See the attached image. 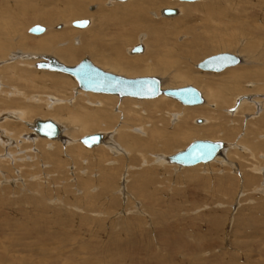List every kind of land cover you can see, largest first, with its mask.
I'll use <instances>...</instances> for the list:
<instances>
[{
	"label": "rangeland",
	"instance_id": "obj_1",
	"mask_svg": "<svg viewBox=\"0 0 264 264\" xmlns=\"http://www.w3.org/2000/svg\"><path fill=\"white\" fill-rule=\"evenodd\" d=\"M26 1L37 4L35 6H42L39 7L42 9L48 3L49 6L47 5L46 8L49 10H52L55 3H60L59 0ZM164 1L169 4L173 3L174 6L169 9L180 10L182 5L187 4L171 0ZM203 1L206 2L202 5L219 3V6L213 7V14L222 10L223 15L221 19L218 18L221 20L220 23L207 22V17L199 10L186 23L183 22L184 17L166 18L162 17L159 11L158 17L153 14L146 16V20L150 22L148 24L146 22L145 27L148 30L139 31L140 35H137L136 40L130 42L131 36L125 37L128 38V42H123L122 50L125 59L143 57L149 49L151 53L153 45L147 38L149 29L154 27L160 31L162 29L165 33L164 38H166L162 41L166 46L161 48L163 54H166L168 60L175 59V64L191 70L194 77L199 78L197 82L173 80L169 73L162 72L134 74L132 70H127L129 72L127 74L115 71L107 64H100L97 61L96 49L107 46L109 53L112 56L115 55L118 46L115 39L118 40L117 35L123 38L126 30H131L130 25L123 27L115 24L104 25L105 33L97 34L94 38V52L78 56L75 63H64L58 59L60 57L48 52L37 54L31 51L28 55H24L28 60H33V56H54L58 61L70 67L77 65L84 58H89L96 66L116 75L127 78L157 77L163 89H166L163 84L169 85L167 89L193 86L203 95L205 105L206 93H208L207 83L221 87L226 82V71L207 73L197 69V65L208 57L230 53L240 57L243 60L242 64L246 61L247 64L242 65V69H249L252 78L242 85L252 86L254 93L249 94L247 98L240 97L237 100L239 96L236 97L235 103L229 109L226 107V109H221L213 103L210 107H203V105L193 108L184 107L179 102L169 99V102L173 104L169 107V111L181 117V121L185 119L184 110L191 111L192 115L188 116L186 128L195 129L205 127V125L208 127L209 123L205 121L210 122L209 119L213 117L216 110L223 115L221 119L223 126L222 129H219L220 127L212 130L205 128L206 130L203 129V133L199 135H195L192 131V138L190 137L188 141L175 146L166 153L151 154L149 150L147 151L146 148L151 144V140L148 139L147 132L142 131L143 135L139 133L140 128L135 129L139 132L135 135L138 142L133 144L138 146L134 148V151L126 147L127 151L118 146L119 153L116 154L110 152L106 146H101V149L100 146L87 148L79 143L78 148L76 144L78 142H71L69 147L60 144L61 150L51 145L35 143L33 140L36 137L31 138L36 136L34 131L28 139V135H25L28 133V127L18 123L22 125L18 127L19 125L16 124L21 137H15L14 141L12 140L14 143H9L8 149L6 148L8 152H13L11 159V155L9 156L7 151L2 149L4 137L0 133V155H2L0 163V264H264V102H253L255 99L264 101V0H201L197 3ZM114 4L118 6L123 3L107 0L104 8L110 10ZM92 6H84L87 14H94V11H91ZM8 18L13 23L12 30L0 34V45L6 48L9 46L10 38L8 37L10 35L15 44L22 40L26 48L30 49L33 43L29 40L45 36L48 32L67 33L68 36H70V31L92 34L87 33L93 26V21L89 16L82 18L92 21L88 30L72 27L71 23L77 19L69 23L60 20L49 26L31 22L30 15L18 17L11 13L7 16ZM176 20L181 21L173 28H169L173 26L170 22ZM23 23H26V26H23ZM35 25L44 26L47 29L46 33L41 36L29 34V29ZM192 27H195L202 35L216 31L218 36L220 34L223 36V41L215 39L214 47L209 44V49L198 52L199 55L196 56L198 58L193 59L190 56L191 50L186 49V45L190 42L189 36H192L186 35L185 31ZM0 28H3L1 24ZM227 38L238 41L233 50L221 51L215 48L222 45ZM80 42L81 45L84 43L81 38L75 36L71 45L78 48L81 46H79ZM87 42L91 43V41ZM140 42L146 44L145 53L140 56H131L130 49L142 45L138 44ZM58 44L64 46L66 42L59 41ZM243 47L247 50H243ZM12 52L17 53L19 49L9 50L6 56H10ZM10 58L7 57L6 61H0V76L4 71L3 68L9 67L8 64L22 59L27 60L20 56ZM144 67L150 68L147 64H144ZM146 71L148 70L143 69V72ZM29 72V75L21 79L19 83L8 84L6 82L8 85H5V81L2 79L3 82H1L0 79V92L2 93L0 97L7 99V94L12 97L15 92L16 94L26 93L29 98L55 97L60 100L56 107L58 109L61 106L71 107L83 98L75 96L76 99H72V94L74 95L75 91L79 90L70 76L65 77L62 93H56L48 86L52 78L49 74L54 76L60 74L38 70L35 66L30 67ZM47 75V79L39 77ZM25 79H30V82L27 83ZM27 85L30 86L26 89ZM256 86L259 89H253ZM3 90L8 93L6 94ZM65 97L69 98L68 103L63 101ZM108 98L113 100L109 102L112 113L118 114L123 99ZM3 99L0 100L3 101ZM44 100L48 101L47 98ZM157 100H127L124 102L129 103L132 108L126 109L125 105L122 110L139 111L140 119L146 122L144 125L141 124V129L145 127L149 130L152 123L147 119L149 113L146 111V105ZM243 103L253 107L251 111L247 110L238 114ZM0 110V112H6L4 108L0 107ZM236 114L238 115L235 117ZM63 116L65 115L33 113L28 115V121L31 123L37 119H55L62 124ZM178 117L173 119L177 120ZM199 121L200 124H198ZM3 122L0 121V123ZM173 122L174 126L180 123L179 121ZM173 127L171 123L169 128L166 126V129L171 133ZM95 131L90 135L99 134L97 130ZM83 136H78V138ZM195 140L221 141L228 145V153L232 150L236 156L225 159L227 155L225 151L226 153L217 157L220 160L223 158L226 160L224 167L221 166V161L200 164L192 168H183L173 164L170 167L167 164L162 167L155 163L157 155H174ZM47 143L50 144V142ZM64 148L67 151L71 150L70 153H65ZM191 169L198 170L193 173L201 178L200 181L195 182L194 178L192 181L191 177L190 179L187 177L185 172ZM222 177L227 181H220ZM204 179L211 183H205ZM233 179L236 182H233Z\"/></svg>",
	"mask_w": 264,
	"mask_h": 264
},
{
	"label": "bare ground",
	"instance_id": "obj_2",
	"mask_svg": "<svg viewBox=\"0 0 264 264\" xmlns=\"http://www.w3.org/2000/svg\"><path fill=\"white\" fill-rule=\"evenodd\" d=\"M59 1H60V3H58V4L55 3L52 10H49L46 8L47 5L49 6L48 3L46 4L45 8L42 9V8H39L42 6H35L37 4L27 2L26 0H2V1H0V24H1V27H3V28H0V34L5 33V32H10L9 30H12L13 23L10 21V18L7 19V16L8 15L10 16L11 13L18 15V17H26V16L30 15V18H31L30 21L31 22H35V23H39V24H45V25H49V26L53 25L55 22H58L60 20L66 22V23H69L73 20H76V19L78 20V19L85 18L86 16H89L90 19H92V21H93V26H92V28H90L89 32H87V33H92V34L89 35V34H84V32L70 31V36H68L67 33L66 34H59V33L55 34V33L48 32L45 36L37 37V38H34L32 40H29L31 43H33V47L30 49L26 48V46L24 45V42H22V40H20V38H19L20 41L15 44L12 40L13 39L12 35H10L8 37V38H10L8 48H6L4 45H0V61H6L7 57L10 58V57H14V56L15 57L20 56V57L27 59V57L24 55H28V53L32 51V52L37 53V54L41 53V52L53 53L55 56L60 57L58 59H60V61H62L64 63H68V64L69 63H75L78 56L85 54V53L94 52V50H95L94 49V38L97 34L103 35V33H105L104 25L108 26L109 24H115L119 27L130 25L131 30H129V31L126 30V34L123 33L124 34L123 38L121 35H117L116 38H118V40L115 39V43L118 46H117V51H116L115 55L112 56L109 53V51L107 50V46H102V47H99L96 49L97 57H98L97 61L100 64H103V65L107 64V65L111 66L110 68L114 69L115 71L117 70V71L124 72L127 74L129 73V72H127V70H132V73H134V74L162 72V73H169L170 78L173 80L181 79L182 81L184 80V82L186 81L188 83L189 82H197V80L199 78L197 79V76L195 78L194 77L195 75H193L194 73L191 70H186V69L182 68L181 66H179L178 64H175L176 63L174 61L175 59L174 60L170 59L171 60V62H170V60H168V57H166V54H163V51L161 50V48L166 47V46L164 43H162V41L164 39L166 40V38H164L165 33L162 29H161V31L155 27L149 29V37H147V38H148V41L151 42L153 45L152 46L153 50H151V53H150L149 48H148L149 50L146 51V48H147L145 46L146 44L144 45L141 42L138 44H142V46H143V52L142 53H138V54L132 53L133 48L136 46H134L132 49H130L129 54L131 56H137V55L140 56V55H143L146 51V54L143 57H135V58L133 57L132 59H130V58L125 59V57H123L124 55L122 52L123 44H124L123 42H126V41L128 42V38H125L127 36H131V39H129L130 42L134 41V40H136L137 35L140 33L139 31H142L143 29L148 30L147 27H145V26L150 22H148L149 20L148 21L146 20V16L149 14H153V15L158 17L159 11L161 13L160 15H162V17H166V18H173V17H177V16H179V18L184 17L183 18L184 23L189 22L190 18L192 17V15L197 10L201 11L207 17L206 18L208 20L207 22H209V21L215 22L216 21L215 23H220L221 20H218V18H220L223 15L222 10H218L217 14H213V12H214L213 7L215 5L219 6V3H213L214 5H212L211 2H207V3H211L209 5H207V4L202 5L206 1H203L201 3H197V2H200L201 0L193 2V3L192 2H181L178 0H171V1H175V2L187 3V4L182 5L181 9L178 10V13L174 16H164L162 14V11L165 8L169 9V7L174 6L173 3L169 4L168 2H165L164 0H128L125 2L111 0V1H115V2H121L123 4H118V6L116 4H114L113 6H111L112 8L110 10L104 8V4L106 3L107 0H59ZM214 1H216V0H214ZM112 3H111V5H112ZM92 5H94V7ZM84 6H88V7L92 6L91 11H94V14H91V15L87 14ZM83 7H84V9H83ZM38 9H39V12H38ZM205 10H207L206 13H204ZM179 11H181V15H179ZM11 18H12V16H11ZM89 21H90V24L87 28H89L90 25H92L91 24L92 21L91 20H89ZM180 21L181 20L171 21L170 23H172L173 26H170L169 28H173L177 23H180ZM146 22H147V24H146ZM24 25L26 26V23H23V26ZM71 25H72V23H71ZM209 26H208V28H210ZM87 28H85V29H87ZM76 29H78V28H76ZM85 29H82V30H85ZM252 30H254V29H252ZM46 31H47V29H46ZM46 31H45V33H46ZM185 31L187 32L186 35L192 36V37L189 36L190 42H188V44L187 45L185 44V45L187 46L186 49L191 50L190 56L193 59L198 58V57H196L198 52L200 53L204 50L209 49V46H208L209 44H211V46L214 47V40L215 39H221V41H223V36L221 34H220V36H218L216 31H215V33L209 32V33H205L203 35L201 34V32L197 31L195 29V27L190 28V30L186 29ZM33 36H36V35H33ZM39 36H41V35H39ZM75 36H78L79 38H81V40L84 41V43L82 45L80 42L79 46L80 45L81 46L78 48H75L71 45V41ZM216 36H218V37H216ZM59 41L60 42H66V45L60 46L58 44ZM87 41H91V43L88 44ZM237 44H238V41L235 42L233 39L227 38V40L225 42H223L222 45H219L215 48L219 49L221 51L222 50L229 51V50H233L237 46ZM14 48L16 50L19 49V52H17V53L12 52V54L10 56H6L8 51L11 49H14ZM243 50H247V49L245 47H243ZM220 54H222V53H220ZM45 56H50V55L33 56V60H28V59L23 60L22 59V60H18L16 62H14L13 64H8L9 67L3 68L4 71L1 73L2 74L0 76L1 82H3L2 81V79H3L5 81L4 82L5 85H8L10 83H13V84L19 83V81L21 79H23L24 77H27L29 75V73H30L29 68L32 66L36 67L37 63L42 62L43 58ZM52 57H54V56H52ZM34 59H35V61H34ZM249 59H250V57H249ZM10 60H11V58H10ZM240 60H241V62L239 64H237L236 66L228 67L224 70V71H226V74L224 73L226 76L225 84L223 82L224 85L219 87V86H215V85L211 84L210 82L207 83L208 93H206L207 99H206L205 105H204V103H205L204 102L203 104H200V105H196V106H192V107L186 106V107L193 108V107H199L202 105H203V107H210V104L213 103V104H217L216 106H220L221 109H223L225 107L229 109V107L233 106L232 104L235 103L236 97L239 96L237 98V100H238L240 97L241 98H247V96H250L249 94L254 93V91H252V86L250 87L247 85H242L252 78L251 77L252 74L249 71V69H242L243 68L242 65L247 64V63H246V61H244V63L242 64L243 60L241 58H240ZM144 64L149 65L150 68L147 69V67H144ZM198 65H197V69H198ZM252 67L253 66H251V68ZM36 69H37V67H36ZM143 69L148 70V71L143 72ZM45 71H48V70H45ZM224 71H222V72H224ZM48 72L60 74L59 76L57 74H56L57 76L49 74V76L52 78H50V82L48 83V86L50 87L51 91L56 92V93H60V92L62 93L61 89H63L65 86V82H64L65 77H68L70 75L64 74V75H67V76H64V75H61L63 73L54 72V71H48ZM222 72H219V73H222ZM207 73H214V72H207ZM39 77L47 79L48 75L47 76H39ZM253 78H255V77H253ZM25 81L27 83H29L30 79H25ZM6 82L8 84H6ZM75 83L77 84L76 81H75ZM28 86H30V85H27L26 89L29 88ZM77 86H78V84H77ZM168 86L169 85H167V84L166 85L163 84V87L166 89L162 88V90H167ZM161 87H162V84H161ZM12 88H13V86H12ZM253 89H255V90L259 89V87L256 86V87H253ZM4 90H3V92H5ZM78 90L79 91H75L74 95L72 94V99H76L75 96L83 97L81 99L82 103H81V101H79V103H77L75 105H71V107L61 106L60 109L56 108L59 105L60 100L55 98V97H53V98L49 97L48 98L47 96L46 97L45 96H37V97L29 98L28 96H26L27 95L26 93H21V92L19 93V91H18L19 94H16V92H15V95H13L15 97L12 96L13 98H15V100H14L10 95L7 94L8 92L7 93L5 92L7 94V96H6L7 99H3L0 97V99L1 100L3 99V101H4L3 102L0 100L1 101L0 107L4 108V111L6 110V112L9 110H10V112H7V113L6 112L5 113L0 112V121H4L3 123H0V133L2 134V137H4V139L2 140V149L4 148V151L6 150L7 151L6 153L9 154V156L11 155V159L13 158V156H12L13 152L12 153L8 152L7 147L9 146L8 145L9 143L11 144V142L14 141L15 137H17V138L21 137L20 133H18L16 124L17 125L23 124L26 127H28V133L25 135H28V139H29L30 134H33L32 126L36 120L34 122L30 123L28 121V119H29L28 115L33 114V113H35V114L43 113V114H47V115L48 114H50V115H57V114L65 115L62 118L63 119L62 124H64L65 127L62 126L61 122L58 120L47 119V120L54 121L61 128L62 134H61L60 138L52 140V139H47V138L36 135V136L31 137V138L36 137V139L33 140V141H35V143L39 142V144H42V145L43 144L51 145V146H54L56 149L61 150L60 144L64 145V146L67 145L65 147H69L71 142H78V143H76L78 146L76 144H75V146H77L79 148L80 147L79 143H81L80 139H82L85 136H89L93 132H96L95 130H97L99 135L102 137V140H101V143L95 147L100 146V149H101V146H104V147L106 146V148L109 149L110 152H113L116 154L119 153V151H118L119 147L124 148V150L127 147L130 151H132V150L134 151V148L138 146V145L133 144V143L138 142L136 140L138 138H136L135 135H137L136 133L139 131L135 130L136 128H140L141 131L139 133H141L142 131H145L149 134L148 139L151 140V144L149 145V147L146 148V150L147 151L149 150V152L152 154L154 152H157V153L158 152H160V153L170 152L175 146H178L179 144L188 141L191 137L192 131H193V133H195V135H197V134L199 135V134L203 133V129H205V128L212 130V129H216V127H218V128L220 127L219 129H222V126H223V123L221 122L223 115L221 114L220 111L216 110L214 112L213 117L209 119L210 122H208L207 120L205 121V122L209 123L208 127L205 125V127H200V128H195V129L186 128L188 126V123H187L188 122V116L192 115L191 111L187 110V109L184 110V112L182 111L183 113H185L184 114L185 119L183 121H181L182 120V119H180L181 117L179 118L178 116H175L174 113H171L169 111V107H171L173 104H171L169 102L170 101L169 99H171V98H168L165 95H161L160 97L155 98V99L140 100V99H135V98H130V97L120 98L116 95L95 94V93L85 92V91L81 90L79 88V86H78ZM65 92H63V93H65ZM263 92H264V89H263ZM66 94H68V93H66ZM1 95H2V93H1ZM3 95H4V93H3ZM65 96L68 97V95H65ZM19 97H21V98H19ZM96 97H101V98L97 99ZM108 97H118L121 100L123 99V104H122V106H119V110L117 112L118 114L112 113L111 109L109 108L110 103H111L110 101H113V100L108 98ZM11 98H12V100H11ZM45 98H47L48 101H45L44 100ZM16 99L18 101H16ZM68 99L69 98L65 97V99H63V101L68 103ZM77 99H79V98H77ZM127 100H138V101L139 100L140 101L157 100V101L152 102L151 104L146 105V107H147L146 111L149 113L147 115V119L149 122L152 123V126L150 125L149 130H147L145 127H144L145 129L144 128L141 129L142 128V127H140L141 124L144 125L146 122L144 123L145 120L140 119L141 116H140L139 111H133V110L123 111L122 110V107L124 108L125 105L127 107L126 109L132 108L129 103L124 102ZM171 100H174V99H171ZM174 101H176V100H174ZM30 102H32V104H30ZM33 102H34V104H33ZM253 102L254 103H262L264 101L261 99H258L256 101V99H255V101H253ZM48 103H53L54 105L53 104L50 105ZM70 104H72V103H70ZM243 104L244 105L241 106V109L238 111V114L243 113V111L246 112L247 110L251 111V109H252L251 107H253L252 105H249V104H246V105H245V103H243ZM182 106H184V105H182ZM148 109H151V110H148ZM171 110H173V109H171ZM238 114H236L235 117ZM250 115H252V114H250ZM250 115H248V117ZM182 116H183V114H182ZM176 117H178L177 120H174L173 118H176ZM37 120H42V119H37ZM11 121H15V122H11ZM42 121H45V120H42ZM173 121H179L180 123L175 124V126H174ZM171 123H172V127L174 126L173 127L174 129L170 133L166 129V126L169 128ZM200 123L201 122L199 121L198 124H200ZM20 126H22V125H19L18 127H20ZM3 128H6V129L4 130ZM3 131H5V132H3ZM141 134L143 135V133H141ZM81 135H84V136L81 138H78V136H81ZM40 139H42V140H40ZM23 140L26 141V139H23ZM65 140H68L69 142H67ZM78 140H80V141H78ZM40 141H42V142H40ZM47 142H50V144H48ZM241 142H243V140H241ZM239 143H235V145L241 146L240 145L241 143L240 144ZM141 144H143V143H141ZM235 145H232V146H235ZM95 147H92V148H95ZM230 147H231V145H230ZM64 149L66 151L65 153H70V151H71V150L67 151L66 148H64ZM74 149H75V147H74ZM100 149H98V150H100ZM227 149H228V145H226L224 143V149L219 152L217 157H219L223 153H226L225 151H227ZM237 150H239V149H237ZM229 151H230L229 153L227 151V153H226L227 155L225 156V159L226 158L227 159L234 158L236 156V153H234L232 150H229ZM249 152H251L250 149H249ZM1 156L2 155H0V163L2 162ZM77 156H78V154H77ZM232 156H234V157H232ZM169 157L170 156H166V155L163 156V154L157 155L155 157L156 158L155 163H158L162 167H164L163 165L167 164L170 167V165H172V163L169 162V160H168ZM217 157L213 161H215V162L221 161V166L224 167V165H225L224 162H226V160L224 158H223V160H220ZM212 162H210V163H212ZM207 164H209V163H207ZM173 165H175V164H173ZM175 166H179V165H175ZM226 166H228V165H226ZM180 167H182V166H180ZM194 167H196V166H194ZM183 168H192V167H183ZM196 171H198V170L191 169V170H186L185 173H187V175H188L187 177H189V179L191 177L192 181L195 179V182H198L201 180V178H199V176H197V174H194ZM192 173H193V175H192ZM219 180L224 181L226 179L224 177H222ZM204 181H205V183L210 182L209 180H207V182H206L205 179H204ZM233 182H236V181L233 179ZM233 182H232V185H233ZM241 182H243V181L241 180Z\"/></svg>",
	"mask_w": 264,
	"mask_h": 264
},
{
	"label": "water",
	"instance_id": "obj_3",
	"mask_svg": "<svg viewBox=\"0 0 264 264\" xmlns=\"http://www.w3.org/2000/svg\"><path fill=\"white\" fill-rule=\"evenodd\" d=\"M125 2L128 0H115ZM181 2H196L199 0H178ZM178 9H164V16H174ZM88 19L77 20L72 27L85 29L89 26ZM46 28L42 25H35L30 28L32 35H42ZM143 52V46L133 48L132 53ZM241 62L234 54L222 53L206 58L200 62L198 69L205 72L219 73L228 67L236 66ZM37 69L59 72L70 75L77 82L79 88L85 92L95 94L116 95L120 98L130 97L135 99H155L161 95L174 99L184 106H196L204 103L201 92L193 86L162 90L161 81L157 77H136L127 78L121 75L110 73L96 66L89 58H84L75 66H66L52 56H45L42 62L37 63ZM34 133L47 139H58L61 136V128L52 120H36L32 126ZM102 137L99 134L85 136L81 143L87 148H92L101 143ZM224 149L221 141L195 140L184 150L170 156L169 162L182 167H194L199 164L212 162Z\"/></svg>",
	"mask_w": 264,
	"mask_h": 264
}]
</instances>
